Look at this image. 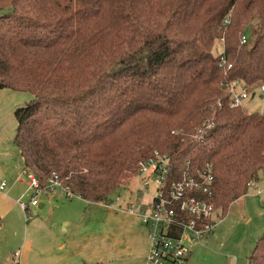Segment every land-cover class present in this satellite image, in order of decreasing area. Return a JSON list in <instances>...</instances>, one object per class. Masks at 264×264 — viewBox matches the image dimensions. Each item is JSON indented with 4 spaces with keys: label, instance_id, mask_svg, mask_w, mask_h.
I'll list each match as a JSON object with an SVG mask.
<instances>
[{
    "label": "trees",
    "instance_id": "1",
    "mask_svg": "<svg viewBox=\"0 0 264 264\" xmlns=\"http://www.w3.org/2000/svg\"><path fill=\"white\" fill-rule=\"evenodd\" d=\"M234 82L264 85V0H0V90L33 96L14 113L25 170L88 202L159 152L175 180L212 167L197 197L224 219L264 179V115L232 107Z\"/></svg>",
    "mask_w": 264,
    "mask_h": 264
},
{
    "label": "crops",
    "instance_id": "2",
    "mask_svg": "<svg viewBox=\"0 0 264 264\" xmlns=\"http://www.w3.org/2000/svg\"><path fill=\"white\" fill-rule=\"evenodd\" d=\"M32 98L30 94L0 90V181L7 183L6 190L0 191V264H147L151 240L135 215L79 197L59 218L45 214L42 211L45 204L40 200L39 209L31 206L28 214L21 209L18 201L29 200L30 192L28 178L23 174L24 160L14 143L17 129L14 113ZM260 184L261 181L257 182L255 189ZM58 193L43 196L59 200ZM262 193V189L257 192L259 196ZM240 202L245 206L244 201ZM23 215L25 223H22ZM225 223L226 218L194 247L187 264L206 262L199 256L200 252L217 254L212 248L225 233ZM19 224L23 227L20 245L7 243L10 235L17 236Z\"/></svg>",
    "mask_w": 264,
    "mask_h": 264
},
{
    "label": "built area",
    "instance_id": "3",
    "mask_svg": "<svg viewBox=\"0 0 264 264\" xmlns=\"http://www.w3.org/2000/svg\"><path fill=\"white\" fill-rule=\"evenodd\" d=\"M229 24L227 18L223 27ZM221 42L225 50L224 40ZM246 43L247 38L243 36L242 44ZM258 89L264 97V85ZM227 90L232 97V107H242L243 101L250 98L251 92L240 82L231 83ZM23 174L28 178L30 195L29 200L20 199L18 203L27 214L31 206L39 205V198L43 195L63 190L68 197H74L58 176L44 186L31 171L24 170ZM175 176L170 155L156 152L151 158L139 162L135 177L139 188L131 192L129 202L121 204L120 194L104 203L117 211L137 216L148 230L151 249L147 264H187L194 247L213 233L223 220L217 218L213 203L197 197L199 192L212 195L214 177L210 165L193 173L188 162L179 180H175ZM249 186L255 187L256 183ZM6 188L7 183L0 181V191Z\"/></svg>",
    "mask_w": 264,
    "mask_h": 264
},
{
    "label": "rangeland",
    "instance_id": "4",
    "mask_svg": "<svg viewBox=\"0 0 264 264\" xmlns=\"http://www.w3.org/2000/svg\"><path fill=\"white\" fill-rule=\"evenodd\" d=\"M213 52L215 55H221L224 52L221 41L216 44ZM253 94H256V96L253 97ZM242 107L250 114L259 113L264 115V97L261 96L260 90L255 89V91L250 94V98L243 101ZM260 181L261 186L257 187V189H255V187H250L248 195L239 199L244 201L245 206L242 205L243 202L238 204L239 200L231 205L225 217L226 231L221 235L218 244L212 248L215 253L218 254L219 252V256H216L217 254L214 255L213 253L207 254L206 252H200L199 256L206 260V262L202 264H249L248 258L252 255L257 242L264 233V194L262 193L261 196L257 194L258 190L261 189L262 192H264V179ZM138 188L139 183L133 177L129 184L123 189L120 203L126 204L129 202L131 192L134 193ZM58 192L59 200H56L51 196L49 199L44 196L39 198L40 202H44L45 204V208L42 211L49 217L56 216L59 218L60 214H62L65 209L71 207V202L76 201V197L67 198V196L61 195L62 191L58 190ZM117 203L120 204L119 202ZM107 205L108 204L103 207ZM59 206L62 207V210L59 209ZM36 209H39V207ZM229 215L231 216L229 217ZM23 222L25 223L24 215L22 217V223ZM261 223H263V225ZM21 224L18 225L17 236L12 238L10 235L9 240L7 239V243H12V245L15 244L16 246L20 245L19 242L23 237V227L20 228ZM16 239H19L18 242H16Z\"/></svg>",
    "mask_w": 264,
    "mask_h": 264
},
{
    "label": "water",
    "instance_id": "5",
    "mask_svg": "<svg viewBox=\"0 0 264 264\" xmlns=\"http://www.w3.org/2000/svg\"><path fill=\"white\" fill-rule=\"evenodd\" d=\"M253 97H255V94L253 95Z\"/></svg>",
    "mask_w": 264,
    "mask_h": 264
}]
</instances>
